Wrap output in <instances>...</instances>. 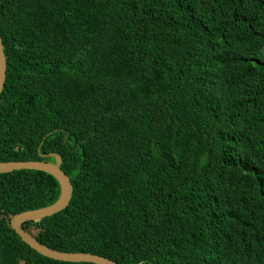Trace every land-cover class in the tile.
Segmentation results:
<instances>
[{
  "label": "trees",
  "instance_id": "trees-1",
  "mask_svg": "<svg viewBox=\"0 0 264 264\" xmlns=\"http://www.w3.org/2000/svg\"><path fill=\"white\" fill-rule=\"evenodd\" d=\"M0 37V163L57 155L73 185L23 230L117 264H264V0H0ZM234 188L252 211L226 209ZM59 198L0 174V264H94L12 229Z\"/></svg>",
  "mask_w": 264,
  "mask_h": 264
},
{
  "label": "water",
  "instance_id": "water-1",
  "mask_svg": "<svg viewBox=\"0 0 264 264\" xmlns=\"http://www.w3.org/2000/svg\"><path fill=\"white\" fill-rule=\"evenodd\" d=\"M7 61L4 52V46L0 37V95L3 91L6 82ZM56 162H15V163H0V174L12 173L21 170L42 171L54 176L60 185V198L52 206L25 212L15 216L11 221L12 228L22 238V240L32 249L39 252L41 255L54 259L56 261L68 263H94V264H117L115 261L97 254L91 253H67L53 250L39 243L33 235L22 229V225L27 222L38 221L43 218L52 216L65 209L72 199L73 185L69 177L61 169L62 161L59 156L54 155Z\"/></svg>",
  "mask_w": 264,
  "mask_h": 264
},
{
  "label": "clouds",
  "instance_id": "clouds-1",
  "mask_svg": "<svg viewBox=\"0 0 264 264\" xmlns=\"http://www.w3.org/2000/svg\"><path fill=\"white\" fill-rule=\"evenodd\" d=\"M257 49L259 50L261 55L264 57V47L261 45H258ZM200 185L201 184L196 182L195 189ZM222 199H223V203H224L227 210H232V211H236V212L252 211L255 208V206L257 205L258 200H259L258 196L255 193H253V192H239L235 188L233 189L230 197L225 198L222 196Z\"/></svg>",
  "mask_w": 264,
  "mask_h": 264
},
{
  "label": "rangeland",
  "instance_id": "rangeland-1",
  "mask_svg": "<svg viewBox=\"0 0 264 264\" xmlns=\"http://www.w3.org/2000/svg\"><path fill=\"white\" fill-rule=\"evenodd\" d=\"M117 186L116 187H112V188H108L106 190H109L110 192H114L116 190ZM61 191V190H60Z\"/></svg>",
  "mask_w": 264,
  "mask_h": 264
},
{
  "label": "bare ground",
  "instance_id": "bare-ground-1",
  "mask_svg": "<svg viewBox=\"0 0 264 264\" xmlns=\"http://www.w3.org/2000/svg\"><path fill=\"white\" fill-rule=\"evenodd\" d=\"M39 253V252H38Z\"/></svg>",
  "mask_w": 264,
  "mask_h": 264
}]
</instances>
